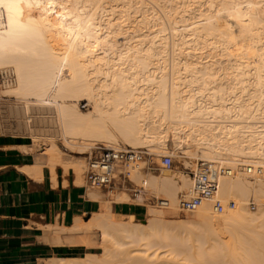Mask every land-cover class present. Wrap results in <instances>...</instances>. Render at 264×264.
Segmentation results:
<instances>
[{"label": "bare ground", "instance_id": "1", "mask_svg": "<svg viewBox=\"0 0 264 264\" xmlns=\"http://www.w3.org/2000/svg\"><path fill=\"white\" fill-rule=\"evenodd\" d=\"M80 1H82L84 4L87 3V5L92 2L98 3L97 6L95 4L93 5L96 6L97 8H98V5H100L102 9L106 5L104 4L103 6H101V4H103L101 3L103 0L102 1L98 0L99 2L98 1L96 2V0H80ZM21 2L26 3L28 5V7L27 6L26 7L29 10H30L29 7H31L32 4H37V8L34 9L33 7L35 11L33 10L34 12L31 15H34L33 16L34 21H36L35 25L37 24V27L39 29L45 30L47 28H52V26L55 24L54 22H56L55 25H57L59 29L60 28L63 30L65 29L66 34L62 30L63 34L65 35L61 34L60 36H58L55 33V30L53 32L52 31L53 29H52L50 31L51 32L50 36L52 38L50 37L46 42H43L40 39L38 40V39L23 38L21 35V32L18 29L19 27L16 28L17 21L19 20L18 15H17L18 14L17 9L21 8L18 10L22 11V13L25 11V10L24 11L22 10V8L24 9L25 4H24V7H19L18 5ZM122 2H124V0H122ZM224 3H226L225 0H207L206 4L205 3L202 4V5H207V10H204L205 12L203 13L201 11H200L201 13H199L197 10L196 12L200 14L198 15V17H196L197 19H194L191 23L190 21H188L189 24H184L186 23L184 22L183 27L181 28L179 26H178L179 28L176 27L177 25L174 26V13H173V20H172L170 28L173 31L174 36L176 34L177 37L180 38L181 45L186 44L187 47L190 46L191 49L192 47L196 48V46L199 47V45L203 46L205 42L211 43L212 42L211 37L216 35L218 37H215V39L216 38L219 39V41L217 42L218 44L220 43L222 45V46L220 45L221 49L224 52H226L224 53V55H226L225 57L228 59V60L226 59V61H228L226 67L230 69V72H228L227 74V72L225 71L226 72L225 74V72L223 71L224 74H218V75L215 74V71H214L215 68L213 69V65L211 63L207 65L202 64V66H200V65L195 64L196 62L198 63V61L194 62V60L191 58L190 60L191 61L193 60L192 61L193 64H191L192 62L190 60L189 61L187 60L186 62L184 60H183L184 62L181 61L183 62L182 64L184 66L185 72H188L186 73V81L184 82L185 84L189 86L190 92H188L187 90H186L187 92L186 91L184 92L183 90L179 89V86L183 82L182 76H181L182 79H180L182 80L181 84L175 83L174 89L170 90L168 93L164 86H161L160 88L153 86V85L149 87L148 86L145 87L144 83H147L148 85L150 84L149 79L153 78L152 72H154V70L147 69L146 71L149 72V74L145 75L143 71L141 72V71H137L134 69L135 65L136 67L140 68L141 67L140 65L142 64H140L139 62L143 61L144 59L138 62L136 61L137 63L135 62V65L133 63L134 61H130L132 62V64L130 63V65L126 66V69H122V70L117 69L121 67V65L118 66V63H117L118 62L117 60H119L121 56L119 58L112 57L114 55L110 52L109 50L110 48L105 46L104 44L110 42L108 41L109 39L108 36L110 35V33H113V31L116 32L120 29L119 27L122 26L120 22L122 21L116 23L115 25L110 23L109 21H104V23L101 24V22L96 20L97 18L93 17L94 15H92V13L95 14L96 12L91 13L90 10L94 9L93 8L94 6L92 7L91 5L90 6L92 8L89 7L91 8L89 10H87L86 6L85 8L82 5V7L84 8L81 7V13L82 15L83 14L85 15V18L80 19L79 18L80 16H77L79 18L78 21L74 23L72 22L71 23L72 26L68 27V25L65 24L63 19L60 18L59 20H57L55 19L54 15L48 16L49 14L47 13V11H52V12H56V10L61 11V10H64L66 7L60 6L59 8H57L53 6L52 4H50L49 7H43L44 6L43 0H0V5L1 4L4 5L8 13V28L6 29L5 35L3 36V38L0 39V65L4 63H12L15 65L16 70L18 71V81H17L18 83L16 84V86H14L13 90H15V92L24 91L25 89H27L26 87L27 85L25 83L27 81H25L24 79L25 77L24 71H26L24 68L27 65L25 64L26 59L31 58L32 56H36L35 55L36 51L38 52L37 47L46 46V49L50 51V53L47 55L48 59L45 58V56L42 58V59L44 58L46 59L45 60L46 62L43 60L44 64L46 63L45 65L46 69L44 67L43 69L49 72L48 73L45 71L46 74L44 73V76L46 77V75H48V78H46V80H43L44 82L41 80L43 83L42 84L41 82L38 83L40 85H38L36 82L35 85L36 86L38 85V86L37 87L35 86L34 87L35 89L33 91L35 92L33 93V95L35 94L37 96L36 98L38 101L36 102L41 103L39 106L36 104V106H38L37 109L40 112L41 110H44L45 113H46L45 110H47V114H48L47 117L44 115L45 116L44 118L42 117L38 118L37 120L39 121L40 124H38V126H35V127H38L39 130L41 129L45 130V133L49 137H52L55 135L57 136L59 134L61 135V137L59 136L60 138L63 137V139L66 140V142H68L71 145L72 142L69 141L68 139L75 140L76 138H78V140L89 141L88 139H85L86 137H88V135H90L89 137L97 136V135H100L102 137H107L108 135H110V131L112 129L111 127L113 126L114 127L113 129H115L116 127V130L119 133V135L122 137V139H125L127 140V142H130L132 145H134L133 147H140V145L142 146V144L147 145L150 142L152 143L156 142V146L158 144L167 146V145H170V143L171 145L172 143H176V145L180 144L179 146L185 144L186 145V146L184 145L185 148L189 147L185 149L186 151L190 149V146L192 144H195L197 147L196 151L191 154H193L196 157L198 156L202 158L203 160L221 161L223 163H226L227 165H229L228 163L230 162L231 165L229 166H232V164L234 163L232 167H234L238 163H253V164H260L264 166V120H262L264 119V0H253V1L246 0V5L243 7H240V5L238 4V0H227L228 7L226 9V12L228 14L226 15L227 16L229 15L230 18L234 20V23L238 24V26L237 25L235 26L238 27L237 30H239L240 32V39L238 37L239 40L237 39L235 40L236 42L237 41L239 42L236 43V45L232 47H230V45L232 44V41L234 40L233 36H231L232 33L230 32V35H228L229 32L227 33L228 31L226 30L227 28L221 29V25H220V18H219L220 10ZM128 4L130 3H127V6ZM32 6H35V5H32ZM127 6H124L122 8L124 10V13L128 12L127 11L128 9H126V11L124 9ZM104 9L103 11H105ZM112 9L113 7L111 8V10ZM122 9L119 12H122ZM191 10H194V9H191ZM182 12H185V10ZM194 12H191V13H194ZM24 13L25 15L27 14L26 11ZM21 14L19 13V15ZM31 15H28V16H31ZM39 15L43 17V20L46 22V24L42 22V19H40ZM0 16L3 19L2 25L0 26V32H1V30L3 29L5 25L4 11L1 8H0ZM59 16H60V13H59ZM241 16H243V18ZM25 17L27 18V16ZM188 17H191V16H188ZM91 20L93 21L89 22ZM187 20H190V19H187ZM51 23L52 24L54 23V24L51 25ZM88 23L92 25L91 26L92 30L87 29V28H90V26L87 27ZM112 26L117 27L119 29L116 28L117 30H113ZM58 28H57V31H58ZM84 28L87 30H85ZM161 29H159V32L162 31ZM82 30H84L85 32L84 31L82 32ZM103 30H106L107 32L103 33L102 32ZM80 32H82L83 37L80 35ZM225 34H226V38L224 37ZM79 35L83 39L78 37ZM222 35H223V38H221ZM114 36H115V33H114ZM77 37L78 39L84 41V46L82 45L84 47V50L81 51L82 55H79V56L78 55L76 56V54L74 53L72 54L68 52L72 50L70 49V47H73L75 45L74 43L75 40L76 42H78ZM185 37H186V40H185ZM155 38H156V35H155ZM149 42L152 43V41H149ZM151 43L148 46H146L145 51L156 53L157 46L156 48L153 49L154 45H151ZM212 43H214V41ZM233 43L235 42L233 41ZM162 44L163 42L160 45L163 46ZM136 49L134 50L133 53H136V54L140 53V52L137 53ZM161 49L163 50V48ZM123 51H120V52L122 53H126L129 51L131 52V47H128L126 51L124 52ZM130 52L129 54H131ZM177 54L179 55V53ZM125 55H128V54H125ZM224 55L222 54V57ZM177 56H175L174 58L175 63L176 62L180 63L179 60L185 59V57L184 58L182 57V59H178L179 56L178 57ZM187 56L189 57L191 56V54ZM197 58L199 57H196V59ZM36 59L37 57L35 58V60ZM197 60H200V59H197ZM31 61H33V59ZM47 61L51 65L50 64L48 65ZM222 61L223 60L219 61V63H222ZM119 63H121V61H119ZM138 63L140 64L139 66L137 65ZM116 64H117V68H116ZM65 65H66V68L63 69V66ZM225 65H226V62H225ZM143 66L145 68V65ZM197 66H200L201 68ZM221 66L223 68L225 67L222 64ZM48 68H51V70L49 69L50 70L49 71ZM3 69H10L12 73L14 74V82L11 84L8 83L6 87L13 85L16 81L14 70L11 67L1 68V70ZM43 71H42V74H43ZM126 71L127 73L130 71L129 75H131V78L138 77V81H132V83H130L132 84L130 88H126L128 86L124 88L123 87L124 83H122L123 78L127 75L125 74ZM177 71L178 70H176V73ZM217 71L216 73H218ZM44 76L40 75L41 79H43L42 77ZM176 78L178 79L180 78V76ZM172 80H174V77ZM177 81L179 82V80ZM191 85H194V87H192ZM13 90L10 89L9 92L11 91L14 92ZM166 94H168V96L171 97V99L169 98V100H171L170 104L167 103ZM80 96H82V98L84 97L85 99L89 101V103L92 106V110L83 112L77 108L76 101L78 100ZM27 105L22 106V111H23V114L25 113V115L31 109V108L29 109L28 108L29 105L28 106ZM34 109L36 108L34 107ZM32 110H33V106H32ZM32 110L29 111L31 114H29L28 112L29 114L28 117H30V115H32V113L34 112ZM40 112L36 110V113L34 112L33 115L38 114ZM158 120H160L161 122H158ZM64 122L66 124L65 130L63 128ZM172 122L178 123L177 126L174 125V123ZM34 124L37 125V122ZM32 129H35V128L32 127ZM111 133L113 132L111 131ZM30 134L31 136L37 138L38 134H41V133L32 131V133ZM109 139H113V137L111 138L109 137ZM79 145H82V143H80ZM34 146L35 144H32V146L28 147V149L31 148V150L33 151ZM82 146H86V145L84 144ZM48 148H49L48 149L49 151L47 150L48 152L47 151L41 152L40 154H38V156L35 157L34 166L31 168H28V170L26 168L27 173L28 172L31 174L33 173L34 176L39 175L42 169L41 166L43 164H48L52 172V175L54 172V167L55 165L57 166V164L61 165L64 168V170H67L66 162L69 163L70 159H66L65 155H64L65 157L62 156L63 154H60L58 152L59 150H56V147L54 145ZM160 149L158 151H160ZM168 154L172 155L171 152ZM79 158H83V157H79ZM79 168L77 169L75 168L76 170H74L75 171L74 173L77 176V180L79 179V175H80ZM128 169L129 170L132 169L134 170V172L138 170L137 172H139L138 167L134 164H128L125 167L124 166L117 167L118 173L122 171L129 172ZM130 173L128 174L130 175ZM236 174L233 176L220 177L219 186H218V196L220 198L222 197L226 199V197H231L233 194H242L244 189L251 185L252 190L254 191V194L256 195V197L259 200H262V201L264 200V189H263L264 183L262 180L259 179L258 182L255 183L254 185L248 184L249 181H247L244 178V176H240L241 174L239 175H236ZM134 175L135 174H133V176ZM167 177L169 176H165V178ZM161 178L162 177H160L158 181L159 182L164 181V183L166 184L167 190H169V191L166 190L167 192H165L166 197L168 198V200L165 198L168 201V207L174 208L176 206L175 204H178V198L176 194L174 193L175 190L178 188L182 189V187H184L185 190L186 189L189 190L191 182L187 179L188 178L187 176L186 178L184 176L180 178L181 179L180 185L179 183H177L176 180H172L173 178L171 177V175L169 179L167 178V181H165L164 178L162 179ZM78 181L80 182V180ZM261 182L263 183V186ZM142 183L145 184L146 186L147 181L142 180ZM175 187L177 188L174 189ZM188 190L184 193H187ZM90 196L91 198H95L94 194H90ZM234 199H235V202H237L236 208H234V210H231L225 213L226 215L222 214L223 215L222 219L224 221L220 217H217V215L215 216L214 215L215 212L214 214L212 213L213 211H211L210 209L211 203L209 201L208 202L203 201L195 209V211H193L194 215L192 214L193 217L191 218V220L193 219V221H195L196 223H200L202 225L205 223L206 225L204 224V226L210 225L211 227L209 226L208 228H212V229H213L212 227L213 224H215L216 227H220L218 218H220L221 220L220 221L221 226H222V223L223 224L226 223L224 225H226V227H229L230 224H227V223H229V221L230 223L234 222L233 224L234 226L229 227L231 229L226 228L228 232L230 230L232 235H234L233 239L234 240L237 239L236 241H238V243L236 242V245L234 242H232V245L233 244L235 245V246L234 245L232 246L233 252L237 248H240V249L242 248L241 250H243L244 248L248 250L247 248H250L247 251L250 253L245 252L246 251L245 249L243 250V252H245L246 255L248 256H244L245 254L243 253L244 254L243 256L245 257L243 258V256L241 255L243 259L247 260L245 264H264V252H260V250L258 251V249H257V253L255 252L256 248H258L256 246H259V244L261 243L260 242L261 239H263V238L258 239V237L256 238L255 236L256 235L259 236L261 234L260 231L258 232L259 227L262 226L261 228H264V208L262 209V207L259 206L258 210L255 213H253V215L248 214L247 213L248 211L245 207L246 200L239 198L237 196ZM169 200H170V203H169ZM219 216L221 215L219 214ZM108 217H109L108 214L98 215L95 219V222L92 223L93 225L88 224V221L90 219L89 220L87 219V221H81L80 219L77 218L66 229L65 228L64 229L63 228L54 229V230L52 229L53 231L50 233L51 234L50 240L53 243L57 244L60 242H65L69 238H72L75 236L77 237L78 234L79 236H81L80 234H83L86 240L91 236L92 238H95L94 236H97L96 234H98V230L95 228L97 227L100 228V226L104 222L107 223L106 219ZM185 218L187 219V217ZM186 219L183 218V220H186ZM227 219H229V221ZM189 220L190 219H187V222ZM255 220L257 222H255ZM241 221H244V222L241 223ZM252 221L253 223H251ZM147 224H149L148 221L145 224L143 223L142 225L146 226V228L149 230L153 224L152 225L150 224L149 228L147 227ZM109 225H112L113 231H116V233H118V237L121 238V236H123L124 239L125 238L127 239L126 242L124 241L122 242L121 240L117 241L116 243H118L119 245L129 244L131 242L137 243L138 238L140 240L147 238V237L145 238L146 234H140V231L136 232L135 227L132 228L129 225H124V223H122L121 221L118 222L114 220V222L112 224L109 223ZM92 226H94V228ZM156 228H157L156 226H153L151 228V232L153 235L155 234L154 231ZM236 228H238V230ZM212 229H208V230L213 231ZM241 229H243V231H246V230L250 232L254 231V233L255 231L258 232L253 235L251 234L252 237L253 236L255 237V238H252L251 240L258 239L260 241L255 242V240H253L255 242L254 243L253 241L249 240L250 238L247 239L245 236H243V234H241L242 232L240 233L239 230ZM140 230H142V228H140ZM146 231L147 230L141 231V232L145 233ZM151 232L149 231L150 234ZM113 233H114V236L117 237L116 233L115 232ZM150 234L148 235L149 237H150ZM136 235H140V236L143 235V236H141L142 238H140V236L135 237ZM214 235H216V232L214 233ZM79 236H78V239H79ZM261 236H263V234ZM129 238L131 239V241L128 240ZM133 238L136 241L133 240ZM240 238H242L241 239L242 241L239 240ZM169 239H170V236H169ZM263 240L262 242L264 244ZM81 241H84V239L82 238ZM249 243L251 244V246L249 245ZM81 244H83V242H81ZM216 244L217 243H215L214 245ZM222 246H220V248L223 250L224 248ZM236 246L238 247L236 248ZM103 248L105 249L106 246H104ZM201 248L199 250H201ZM230 248H228V251L231 253L232 249ZM262 248L264 249L263 246H261V250H263ZM251 250L254 253H252ZM228 251L227 252L224 251V252L227 254L229 253ZM218 252H219V249H217V253ZM197 254L199 255L198 252ZM224 256H227V255H224ZM234 256L236 257V255ZM156 257L157 259L154 257L155 260L145 258L144 262L148 264L152 263L153 261H157V260L159 262L160 259L158 258V256ZM238 258H234V259L236 260ZM242 258L239 259L240 262ZM226 259H230V258H226ZM93 260H96V261L77 260L75 258L73 259L70 257L58 256V257H51V258L43 259L39 264H98L99 263V261L97 262V259L93 258ZM232 261H231V264H241L242 263V262L240 263L239 261H237V263L234 262V260ZM226 262L229 263V261H226ZM155 264H160V263H155Z\"/></svg>", "mask_w": 264, "mask_h": 264}, {"label": "rangeland", "instance_id": "2", "mask_svg": "<svg viewBox=\"0 0 264 264\" xmlns=\"http://www.w3.org/2000/svg\"><path fill=\"white\" fill-rule=\"evenodd\" d=\"M43 1H44V6L43 7H49L50 4H52L53 6H55L57 8H59L60 6L66 7L64 10H61V11H59V10L58 11L56 10V12L47 11V13L49 14L48 16L54 15L55 19H57V20H59L60 18L63 19L65 24L68 25V27L72 26L71 25L72 22L73 23L77 22L79 18L80 19L85 18V15L84 14L82 15V13H81L82 5L84 7L86 6L87 10H89V9H91L94 6L93 4H95L96 6L98 4V3H95V2L93 3L92 2V3H89L88 4L89 6H88L87 3L84 4L80 0H78L79 2L77 0H43ZM97 1L98 0H96V2ZM104 1L105 0H103L101 2V3H103V4H101V6H103L104 4L107 5V6L106 5L104 6L105 9L103 7V9L105 11H103V9L100 7V5H98V8L96 6H94L93 7L94 9L90 10V11H91V13L92 12H94V13L96 12L97 14L96 13L95 14L92 13V15H94L93 17L97 18L96 20L101 22V24H103L104 21H109L110 23L115 25L116 23L122 21V22H120L121 25H122V26L119 27L120 29L117 28V27H113L112 26L113 30H117V29H119V30L116 31V32L113 31V33H110V35L108 36L109 37L108 41H110V42L106 43L104 45L110 48L109 49L110 52L114 55L112 57L119 58L121 56L120 59L117 60L118 61L117 62L118 66L121 65V67L117 68V64H116V68L117 69H121V70L122 69H126V66L130 65V63L132 64V62H130V61H134L133 63L135 65L136 61L138 62V61H141L142 59H144L143 61H141L142 63L139 62L142 65H140L139 63L137 64L138 66L140 65L141 67L138 68L135 65L134 69L137 70V71H141V72L143 71V73L145 75L149 74V72L146 71L147 69H151V70L153 69L154 70V72H152L153 78L149 79L150 84L148 85L147 83H144L145 87L146 86L149 87V86L153 85V86H156V87L160 88L161 86H164L166 88L167 93H168L170 90L174 89L175 83H180L181 84V82L183 80L182 84L179 86V89L183 90L184 92L186 90L188 92H190L189 86L187 84H185V82H184V81H186V73H188V72H185L184 66L182 64L184 61L185 62L187 60L189 61L190 58L193 59L194 62L198 61V63L196 62L195 64L200 65V66H202V64L203 65L204 64L207 65V64L211 63L213 65V69L215 68L214 71H215V74H217V75L218 74H224L225 71L227 72V74H228V72H230V69H228L226 67L227 63H228V61H226V59H227L225 57L226 55H224V53H226V52H224L221 49L222 45L220 43L218 44L217 41H219V39L218 38L215 39V37H218V36L215 35V36L211 37L212 38L211 41L212 42L214 41L215 44L212 43V42L211 43L205 42L203 46L199 45V47L196 46V48L192 47V49H191V47L190 46L187 47L186 44L181 45L180 38L177 37L176 34L174 36V33L171 30V28H170L172 20H173V13H174V26L177 25L176 27L179 26L181 28V27H183V23L184 22H186L184 24H189L188 21H190V23H191L194 19H197L196 17H198V15H200L199 13H201V12L203 13V12H205L204 10H207V5H202L204 3L206 4L207 0H193V1L192 0L191 1H189V0L188 1L187 0H130L131 2L129 0H127V1L124 0V2H122V0L121 1L120 0H115V2H114V0L113 1L112 0H106L105 2ZM125 1L127 3H130V4H128V6H127V3ZM201 1H203V2H201ZM116 2H117V4H116ZM22 4H23V6H22ZM24 4H25V7H24ZM18 5H19V7H24V9L22 8V10L23 11L25 10L28 15H31L35 11L34 9L37 8V4H32V5H35V6L31 5V7H29L30 10L27 9L28 5L26 3H22L21 2ZM123 5L127 6V7L124 8L125 11H126V9H128L127 13H124V10L122 9L124 7ZM172 6H173V8H172ZM33 7H34V9H33ZM84 7H82V8H84ZM89 7H91V8H89ZM109 7H111V8L113 7V9L111 10V8H109ZM0 8L4 11V16H5V25H4L3 29L0 32V37H1L0 39H2L3 36L5 35L6 29L8 28V13H7L4 5L1 4ZM115 8H116V10H115ZM190 8L194 9V10H191ZM18 9H21V8H18ZM18 9H17V13H18L17 15H18L19 20L17 21V27L16 28L19 27L18 29L21 32V35H22L23 38L38 39V40L40 39L43 42H46L51 37L50 36L51 35L50 31L52 29H53L52 30L53 32L55 30V33L58 36H60L61 34L62 35L66 34L65 29L64 30L61 29V28L59 29L58 26L55 25L56 22H54L55 24L53 23L54 25L51 23V25H53L52 28H47L45 30L39 29L37 27V24L35 25L36 21H34V17H33L34 15H31V16H28L27 14L25 15V13H24L25 11L22 13V11H20ZM121 9H122V12H119V11H121ZM36 10H38V9H36ZM184 10H185V12H182ZM197 10H198L199 13L196 12ZM113 11H115V12H113ZM187 11H189V12H187ZM186 12H187V14H186ZM191 12H194V13H191ZM19 13L20 14L22 13V14L19 15ZM59 13H60L61 17L59 16ZM96 15H97V17H96ZM25 16H27V18ZM77 16H80V17L78 18ZM177 16H179V17H177ZM188 16H191L192 18L188 17ZM39 17H40V19H42V22L44 24H46V22L43 20V17L41 15H39ZM120 17H122V18H120ZM178 18H180V19H178ZM101 19H103V20H101ZM187 19H190V20H187ZM230 19H232V18H230ZM30 21H31V23H30ZM92 21L93 20H91L89 22H92ZM229 22H231V21H229ZM69 23H70V25H69ZM179 23H180V25H179ZM222 23H224V22H222ZM233 23H234V20H233ZM234 24L238 26V24H236V23H234ZM89 26L91 28L92 25H90L88 23L87 27H89ZM237 26H230L233 29V31H227V33L229 32L228 35H230V32L232 33L231 36H233V38H234L233 41L235 42V43H233V41H232V44L230 45V47L235 46L236 43L239 42V41H237V42L235 41L236 39L237 40L240 39V32H239V30H237V28H238ZM87 27H85V28H87ZM57 28H58V31H57ZM90 28H87V29L88 30H92V28L91 29ZM87 29H85V30H87ZM159 29H161L162 31L160 30L161 32H159ZM62 30H63V32L65 34H63ZM48 31H49V33H48ZM83 31L84 30H82V32ZM82 32H80L81 36L83 35ZM102 32L106 33L107 31L103 30ZM114 33H115V36H114ZM116 33H117V35H116ZM157 34H158V36H157ZM80 35L78 37H80ZM155 35H156V38H155ZM78 37H77V39H78ZM158 37H160V38H158ZM224 37L226 38V34H225ZM238 37H239V39H238ZM221 38H223V35L221 36ZM81 39H83V38H81ZM154 39L156 40V42H155ZM185 40H186V37H185ZM77 41L78 42H76V40H75V42H74L75 45L73 47H70V49H72V50L69 49L70 51H68V52L72 53V54L74 53V54H76V56L77 55L79 56V55H82L81 51L84 50V47H83L84 46V41L80 40V39H78ZM149 41H152L153 44L151 42H149ZM112 42H113V44H112ZM162 42H163L162 45L164 47L160 45ZM150 43H151V45H154L153 49L156 48V46H157V48H156L157 52L156 53L145 51L146 50L145 49L146 46H148ZM165 45H166V47H165ZM98 47H100V46H98ZM128 47H131V52L129 51L131 54H129V52H126V53L120 52V51H123V50L126 51L128 49ZM160 47L163 48V50ZM140 48H141V50H140ZM198 48H200V49H198ZM135 49H136L137 53L138 52H140V53H138V54L133 53ZM37 50H38L39 53L36 51V54H35L36 56H32L31 58H27L26 59L27 63L25 62V64H27V65L24 68L26 70V71H24L25 72L24 73V75H25L24 79H25V81H27L25 83L27 85L26 87H27L28 91H27V89H25L24 91H19V92L18 91L15 92V90H13L14 86H16V84L18 83L17 82L18 81V71L16 70V67H15L14 64H12V63H4V64L0 65V70H1V68H4V67H11L14 70L15 77H16L15 83L13 85L7 86V87H6V84L2 83L1 79H0V108L4 104V106H5L4 108H6L5 111L9 115L7 121H1L0 122V124H1L0 131L1 132H10V133H13V134H17V135L21 136L22 138H24L27 141V143H29L30 145L31 144H35V146L33 148V151H31L34 154L35 157L38 156V154H40L41 152H46L49 149L48 147H51V146L54 145L56 147V150H59L58 152L60 154H63L62 156L65 155L66 157L65 156L64 157L66 159H70L69 163L66 162L67 163L66 166L71 167V165H72L73 170H76L80 166V168H79V174H80L79 178H81V180L90 189V191L94 192L93 194L95 195V199H98L99 202H100V207H99L98 211L94 212L92 214V216L87 218L88 220L90 219L88 221V224L93 225L92 223L95 222V219H96V217L98 215H103V214H108L109 215V217L106 219L107 223L104 222L105 224L103 223L100 226V228L99 227L95 228V229L98 230V234H96L97 236H94L95 238H92V236H91V237H89L86 240L84 238L83 234H80L81 236H79V234H78L77 237L75 236V237L69 238L65 242H60V243H66V244H71V243L78 244V245H81L84 248H86L85 252H84V250H82L79 254H77L79 256H64V257H70V258H73V259L75 258L77 260L96 261V260H93V258H94V259H97V262L99 261L98 264H148V263L144 262L145 258L154 259V257H155L157 259L156 256H158V258L160 260H159V262H158V260L157 261H153L152 262L153 264H155V263H160V264H166V263H168V264H231L232 260H234V262H236V263H237V261L240 262L239 259L242 258L241 255L243 256L245 254L244 256H248V255H246L245 252H247L250 248H247L248 250H246V248H244L246 251L243 252L244 249L241 250L242 248L240 249V248H237L238 246H236L237 249L235 251H237V252H235V251L233 252V247L232 246L234 244L232 245V242H234L235 245H236V242L238 243V241H236L237 239L236 240L233 239L234 235H232L230 230L228 232V230L226 228L231 229L229 227L234 226L233 225L234 222L230 223L229 219H227L229 221V223H227V224H230V226L228 225L229 227H226V225H224L226 223H224V224L222 223V226H221L220 218L222 219L223 215H226L225 213H227L228 211L234 210V208H236V203L237 202H235V199H234L236 196L246 200V206L245 207H246V209L248 211L247 212L248 214H252L253 215V213H255L258 210L257 209V210L254 211V210H251L248 207V199L251 196H253L254 199H256L258 202L262 201V200H259L256 197V195L254 194V191L252 190V186L251 185H250L251 187L248 186L247 188H245L242 194H233L231 197H226V199L221 197V199H224L223 200L224 202H226L228 200H233L235 202V207L233 209H227L224 213H215L214 214V211L212 210V207L210 206L211 207L210 208L211 211H213L212 213L215 216L217 215V217H220V218H218L220 227H216L215 224H213V226H212L213 229L212 228H208L210 226L208 224H207L208 226H204L205 223L202 225L200 223H196L195 221H193V219L191 220V218L194 215V212H192V213H184L183 214L180 211H178L177 204H175L176 206L174 208H171V207L158 208V207H155L154 205H152L151 203H149L148 200L147 201H143V199H148L151 195H156L158 197H161V198H164V199L166 198L168 200V198L166 197L165 192H167L169 190H167V187H166V184L164 183V181L159 182L158 179L160 177H162V178H164L165 181H167V178L169 179L170 175H171V177L173 178V179L172 178L171 179L172 180H176L177 183H179V185H180L181 184V179L180 178L182 176H184L185 178H186V176L188 177L186 169L192 167L194 165L195 161L202 159V158H200L198 156L196 157L193 154H191V153H194L196 151L197 147H196L195 144H192L191 145L192 147L190 146V149H192L193 151L190 150V149L185 151V149L189 148V147L185 148V146H186L185 144H183L181 146H179L180 144L176 145V143H172V145L170 143V145H167V146L159 145V144L156 146V142H154L155 144L152 143V142L148 143L147 145L145 144L146 146L144 144H142V146L140 145V147L146 148L147 153H148V158H149L148 161L149 162H152V161L157 162V164L159 165V169L158 170H155V171H152V172H147V171L144 172L143 170L138 168L139 172H137L138 170L136 172H134V170H132V169L129 170L128 169L129 172L127 171V173L131 172L130 175H129V178H130L131 182H128L127 184L122 185V187L120 186L121 180L119 178L117 169L115 171V179H114L113 185H111V187H109V188L100 189V188H95V187H92V186H89L88 184H86V182L84 181L85 180L84 179V170H85V167H86L87 157L89 155V152H91L96 146L103 145V146H106V147H118V146L128 145V146H132L133 147L134 145H132L130 142H127V140L122 139V137L117 132L116 127H115V129H113L114 128L113 126L111 127L112 128L111 131L113 133H111V131H110V135H108L107 137H102L100 135H97L98 137L97 136L89 137L90 135H88V133H87L88 137H86L85 139H88L89 141H87V140L86 141L78 140V138H76L75 140L74 139H71V140L68 139L69 141L72 142L71 145L68 142H66V140L63 139V137L60 138L61 135L58 134L57 136L55 135V136L49 137L45 133V130H43L41 128H40L41 130H39L38 127H35V126H38V124H40L39 121L37 120L38 118H41V117L44 118L45 116L46 117L48 116L47 110H45L46 111V113H45L44 110H41V112H40L37 109V107L41 103H37L36 102V101H38L37 98H36L37 96L35 94L33 95V93H35L33 91L35 89L34 87L36 86L35 85L36 82H37V84L40 83V82L42 84L44 82L43 80H46V78H48V75H46V77L44 76V73H45L46 70H44L43 67L46 69V66H45L46 63L44 64L43 60L45 61L46 60L45 58L48 59L47 55L50 53V51L46 49V46L37 47ZM158 50H160V51H158ZM159 52L160 53L162 52V53L160 54ZM176 52L179 53V55ZM125 54H128V55H125ZM189 54H191L192 57L191 56L188 57L187 55H189ZM222 54L224 55L223 57H222ZM38 55H39V57H38ZM44 56H45V58L42 59ZM175 56H177L178 59H182V57L183 58L185 57V59L179 60L180 63H178V62L175 63V61H174ZM36 57H37V59L35 60ZM196 57H199L197 59H200L201 62H200V60H197ZM32 59H33V61H31ZM221 60H223L222 63H219V61H221ZM34 61H36V62H34ZM119 61H121V63H119ZM181 61H183V62H181ZM125 62H126V64H125ZM191 62H189V63H191ZM225 62H226V65H225ZM47 64L49 65L50 63L48 62ZM191 64H193V62ZM221 64L224 65L225 67L223 68L221 66ZM143 65H145V68H144ZM200 66H197V67H200ZM64 68H66V65L63 66V69ZM49 69L51 70V68H48V70ZM143 69H145V70H143ZM54 70H53V72H54ZM176 70H178L180 72L177 71V73H176ZM42 71H43V74H42ZM216 71L218 73H216ZM46 72H48V71H46ZM129 72L127 73V71H126L125 74H127L128 76L126 75L123 78V82L122 83H124L123 84L124 88L126 86H128L126 88H130L132 86V84H130V83H132V81H138V77L131 78V75H129ZM226 72H225V74H226ZM39 74L44 76V77H42L43 79H41ZM178 75L180 76V78L177 79L176 77H179ZM181 76L183 77V79L181 78ZM173 77H174V80H172ZM184 77H185V79H184ZM28 79L31 80V81H29ZM38 79H40V80H38ZM180 79H182V80H180ZM177 80H179V82ZM30 83H32L33 85L30 84ZM38 85H40V84H38ZM191 86L194 87V85H191ZM10 89H12L14 92H12V91L9 92ZM127 94H129V93H127ZM169 98L171 99V97L168 96V94H166L167 103L170 104L171 100H169ZM253 101H255V100H253ZM27 104L29 105L28 108L29 109L31 108L30 110H32V106H33V110L32 111H34L36 113V110H37L38 112H40L42 114H40V113L34 114L36 116L35 117L33 115V113H34L33 112L32 115H30V117H28L29 114H31V113L29 112L30 111L29 110L28 111L29 114H28V112H27L28 109H27L26 110L27 117H26L25 113L23 114L22 106H25ZM36 104L38 106H36ZM76 106H77L78 109H80L83 112L92 110V106L89 103V101L87 99H85L84 97L82 98V96H80L78 98V100L76 101ZM34 107L36 109H34ZM42 111L44 112V114H43ZM262 120H264V119H262ZM36 122H37V125L34 124ZM158 122H161V121L158 120ZM172 123H174V125H176V126L178 124L176 122H172ZM184 125H186V124H184ZM31 126L33 128H35V129H32ZM58 127H59V125H58ZM63 128H64V130L66 129L65 122L63 124ZM31 129H32V131L37 132V133L39 132L41 134H38L37 138L33 137L30 134V133H32ZM60 131H61V129H60ZM113 134H114V136H113ZM109 137L110 138L113 137V139H109ZM89 138H91V139H89ZM107 138H108V140H107ZM78 141L80 143H82V145L85 144L86 146L79 145L80 143ZM106 141H108V142H106ZM109 144H110V146H109ZM169 146H170V148H169ZM160 148H162V149H160ZM159 149H160V151H158ZM170 152L172 154L171 156H172V161H173V167H172L171 170H167V169H165V168L160 166V157L159 156L160 155H164V154H168ZM79 157H83V158H79ZM77 158H79V159H77ZM142 164L143 163H141L140 166ZM228 164L231 165L230 162ZM233 164H232V166H233ZM73 166L74 167L77 166V167H75L76 169ZM133 174H135V175L133 176ZM239 174H241L240 176H244V178L247 181H249L248 184H253L254 185L255 183L258 182V181L252 182V180H250L247 176H245L242 173H238L236 175H239ZM165 176H169V177L165 178ZM187 179L190 181L189 177ZM142 180H146L147 181V183H146V187L148 188V189L146 188L147 192L144 195L139 196L138 198L132 197L130 195V192L128 191L129 190L128 189L129 185L131 186L133 183L140 184V182H142ZM172 180H170V181H172ZM262 186H263V183H262ZM176 188L177 187H175L174 189H176ZM187 190L188 189L185 190V188L182 187V189L181 188L176 189L174 193L176 194L177 198L179 199L180 196L182 195V193L186 192ZM178 195H179V197H178ZM114 201L115 202H124V201H126V203L136 204L137 206L143 207L144 209H143L142 213H139V214L134 215V216L133 215L116 214V213L111 211V208H112L111 206H112ZM176 201H177V199H176ZM169 203H170V200H169ZM110 204H111V206H110ZM263 208L264 207H262V209ZM219 214L221 216H219ZM184 216L187 217V219H190V220L187 222V219ZM183 218L186 219V220H183ZM87 219L86 220H81V221H87ZM114 220L118 221V222L121 221L122 223H124V225H129L132 228L135 227L136 228V232L140 231V234H146L147 235L149 233V231L151 232V228L153 226H156L157 228L154 231L155 232L154 235L152 234V232H151V234L149 233L150 237L148 236L149 234L147 236L145 235V238L147 237L146 239L140 240L138 238L137 243L131 242L129 244H124V245L121 244V245H119L118 243H116L117 241L121 240L122 242L123 241L126 242L127 239L126 238L124 239L123 236H121V238L118 237V233H116V231H113L112 225H109V223L112 224L114 222ZM147 221L149 223V224H147L148 228H149L150 224L151 225L153 224L150 227L149 230L146 228V226L142 225L143 223L145 224ZM243 222L244 221H241V223H243ZM255 222H257V221L255 220ZM251 223H253V221ZM69 226L70 225H67V226H64V227L61 226L58 229H62V228L66 229ZM51 227L52 226H50L49 228H51ZM92 227L94 228V226H92ZM189 227H190V229H189ZM205 227H206V229H205ZM258 227H259V225H258ZM261 227H259V230L257 228L258 232L260 231V233H261L260 235L258 234L259 236H257V235L255 236L256 238L258 237V239H261V238L264 239V233H263L264 232V228H261ZM140 228H142V230H140ZM186 228H187V230H186ZM208 229H212L213 231H215L216 235H214L215 232L210 231ZM236 229L238 230V228H236ZM239 229H240V227H239ZM145 230H147L148 232L147 231L145 233L141 232V231H145ZM183 231H184V233H183ZM195 231H197V232H195ZM225 231L228 232V233H226ZM239 231H240V233L242 232L241 234H243V236H245L247 239L250 238L249 240H251L252 238H255L254 236L252 237L251 234L253 235V234L258 233L256 231H255V233H254V231L253 232H250L248 230L243 231V229H241ZM113 232L116 233L117 237L114 236ZM240 233H239V235H240ZM211 234H212V236H211ZM244 234H246V235H244ZM262 234H263V236H261ZM78 236H79V239H78ZM137 236L139 237L140 235H136L135 237H137ZM141 236H143V235H141ZM141 236H140V238H142ZM169 236H170V239H169ZM215 236H216V238H215ZM241 236H239V237H241ZM80 237H82L84 239V241H81L82 238H80ZM235 238H237V237H235ZM241 239L242 238H240L239 240H241ZM258 239H256V240L253 239V240H255V242L256 241L258 242V241H260ZM263 239H261V241H260L262 244H263V242H262ZM128 240L131 241L130 238ZM133 240H135V239L133 238ZM253 240H251V241H253ZM79 241L83 242V244H81V242H79ZM214 242L217 243V244L214 245L215 244ZM230 242H231V244H230ZM220 243H221V245H220ZM261 243L259 244V246L261 245V246L264 247V244L262 245ZM146 244H148V245H146ZM219 245L220 246L223 245L222 247L225 249V250L223 249L225 252H227L228 248L231 247L230 249H232V251L230 249L229 250L231 251L232 255L233 256L236 255V257L235 256L233 257L229 251L228 252L230 254L229 253L226 254L220 248ZM239 245H241V244H239ZM249 245L251 246L250 243H249ZM104 246H106V248H105L106 250L103 248ZM259 246H256L258 248L255 247L256 248L255 252L257 253V249H258V251L260 250V252H264L263 251L264 249L262 248L263 250H261V246L260 247ZM200 248H201V250H199ZM213 248H214V250H213ZM217 249H219V252H218L219 254L217 253ZM197 252L199 253V255L197 254ZM236 253H238L240 256L238 254H236ZM247 253H250V252H247ZM252 253H254V252L252 251ZM224 255H227V256H224ZM250 255H252V254H250ZM244 256H243V258H245ZM238 257H240V258H238ZM161 258H162L163 261L161 260ZM163 258L164 259L166 258V259L164 260ZM226 258H230V259H226ZM234 258H238V259L235 260ZM242 259H241V262L243 264H245L247 260H245V259L242 260ZM214 261L215 262L217 261V262L215 263ZM226 261H229V263L226 262ZM152 263H150V264H152Z\"/></svg>", "mask_w": 264, "mask_h": 264}, {"label": "crops", "instance_id": "3", "mask_svg": "<svg viewBox=\"0 0 264 264\" xmlns=\"http://www.w3.org/2000/svg\"><path fill=\"white\" fill-rule=\"evenodd\" d=\"M4 107L0 122L9 117ZM31 146L17 134L0 131V264H39L46 258L79 256L86 248L53 243L50 233L77 218L86 220L100 207L72 167L64 170L57 164L52 175L48 164H43L39 175L27 173L26 168L35 164ZM111 207L116 214L133 216L144 209L126 201H114Z\"/></svg>", "mask_w": 264, "mask_h": 264}, {"label": "built area", "instance_id": "4", "mask_svg": "<svg viewBox=\"0 0 264 264\" xmlns=\"http://www.w3.org/2000/svg\"><path fill=\"white\" fill-rule=\"evenodd\" d=\"M220 10V25L221 29L227 28L228 31H233L230 26H235L233 19L226 12L228 7L227 0ZM252 1V0H250ZM240 7L246 5V0H238ZM245 4V5H244ZM243 18V16H241ZM231 21V22H229ZM3 19L0 16V26ZM224 22V23H222ZM222 23V24H221ZM0 79L6 85L14 82V74L10 69L0 70ZM160 166L171 170L173 167L172 156L170 154L160 155ZM148 153L144 147L118 146L106 147L103 145L96 146L87 157L86 167L84 170V179L89 186L105 189L113 185L115 179V171L118 166H127L134 164L144 172H152L159 169L157 162L148 161ZM143 163L141 166L140 164ZM190 178V188L187 193H184L178 199L177 208L181 213H192L203 202L209 201L212 210L215 213H224L227 209H233L235 202L228 200L224 202L218 196L219 179L223 176H232L236 173H242L247 176L252 182L259 179L264 183V166L253 163H238L234 167L227 165L221 161L215 160H197L194 165L186 169ZM121 180L120 186L131 182L127 172H119ZM128 191L132 197L138 198L147 192L145 184L133 183L129 185ZM152 205L158 208H167L168 201L156 195H151L148 199ZM264 207V201L259 203L253 196L248 199V207L251 210H257L258 207Z\"/></svg>", "mask_w": 264, "mask_h": 264}, {"label": "water", "instance_id": "5", "mask_svg": "<svg viewBox=\"0 0 264 264\" xmlns=\"http://www.w3.org/2000/svg\"><path fill=\"white\" fill-rule=\"evenodd\" d=\"M88 217H86V219H87Z\"/></svg>", "mask_w": 264, "mask_h": 264}]
</instances>
